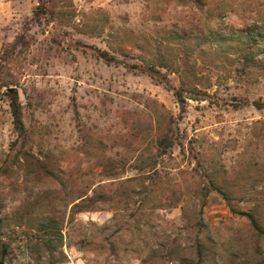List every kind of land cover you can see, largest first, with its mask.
Masks as SVG:
<instances>
[{
	"label": "rangeland",
	"instance_id": "rangeland-1",
	"mask_svg": "<svg viewBox=\"0 0 264 264\" xmlns=\"http://www.w3.org/2000/svg\"><path fill=\"white\" fill-rule=\"evenodd\" d=\"M234 211L264 228V0H0L1 264H264Z\"/></svg>",
	"mask_w": 264,
	"mask_h": 264
},
{
	"label": "trees",
	"instance_id": "trees-1",
	"mask_svg": "<svg viewBox=\"0 0 264 264\" xmlns=\"http://www.w3.org/2000/svg\"><path fill=\"white\" fill-rule=\"evenodd\" d=\"M40 2L42 3L43 0H40ZM257 35L259 34L256 33ZM257 35H252L249 34V39H253L254 42L251 44V46L255 47L257 46V48L259 47V45L261 44L260 42H258V37ZM203 39H199V41H202ZM263 43V42H262ZM249 45V43L247 42V47L250 48L251 47ZM252 50H256L255 48H252ZM98 57H100L102 60H104L106 63H110V62H113L115 59L114 57H112L111 55H109L108 53L104 52V51H101V52H98ZM129 68H134V69H141L142 72H147V68H141L140 66L138 65H135V64H132V65H129L128 66ZM149 70L152 71V69H150L149 67ZM9 98H10V101H9V107H10V114H11V117H12V124H13V129L15 130V132L19 135L23 134L24 132V125H23V121H22V115H21V105H20V102L17 98V95H16V91L13 90L12 92L10 93H7ZM233 211V209H232ZM234 212H237L241 215H246L249 219H250V222L252 224V227L256 233L257 236H260L261 238L264 237V228L258 223L257 219L255 218V216L253 214H250V213H245V212H242V211H234ZM1 264V262H0Z\"/></svg>",
	"mask_w": 264,
	"mask_h": 264
},
{
	"label": "water",
	"instance_id": "water-1",
	"mask_svg": "<svg viewBox=\"0 0 264 264\" xmlns=\"http://www.w3.org/2000/svg\"><path fill=\"white\" fill-rule=\"evenodd\" d=\"M13 90V88H9V91H12Z\"/></svg>",
	"mask_w": 264,
	"mask_h": 264
}]
</instances>
